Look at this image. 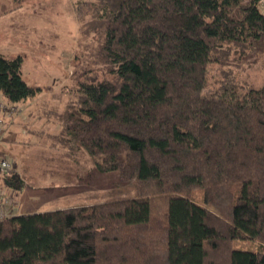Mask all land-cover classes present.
<instances>
[{"label":"trees","instance_id":"1","mask_svg":"<svg viewBox=\"0 0 264 264\" xmlns=\"http://www.w3.org/2000/svg\"><path fill=\"white\" fill-rule=\"evenodd\" d=\"M260 2L79 3L89 50L75 58L56 139L127 195L0 219V264H264V85L243 86L225 67L264 45ZM43 88L25 78L22 54L0 52L4 99ZM1 182L22 188L16 169L0 170Z\"/></svg>","mask_w":264,"mask_h":264},{"label":"rangeland","instance_id":"2","mask_svg":"<svg viewBox=\"0 0 264 264\" xmlns=\"http://www.w3.org/2000/svg\"><path fill=\"white\" fill-rule=\"evenodd\" d=\"M81 1L85 0H0L4 12L0 13V52L22 54L25 78L44 87L38 95L14 104L0 94L4 121L0 149L22 182L18 191L0 183V190L12 197L14 214L99 202L117 190L127 195L118 188L116 176L99 173L86 152H71L56 139L62 129L59 114L76 91L75 58L89 50L90 38L82 39L77 10ZM257 48L259 53L243 61L231 58L225 65L234 68L243 86L264 85V45ZM221 70L217 65L210 68L206 92L216 85ZM191 196L202 202L203 190L195 189ZM259 246L260 241L253 239L233 241L240 250L256 251Z\"/></svg>","mask_w":264,"mask_h":264},{"label":"built area","instance_id":"3","mask_svg":"<svg viewBox=\"0 0 264 264\" xmlns=\"http://www.w3.org/2000/svg\"><path fill=\"white\" fill-rule=\"evenodd\" d=\"M260 9L262 12H264V0H261ZM3 118L0 117V131L3 125ZM13 169V163L11 159L7 156L1 153L0 149V170L5 173L9 172ZM13 200L12 197L7 195L4 190H0V219H3L13 213Z\"/></svg>","mask_w":264,"mask_h":264},{"label":"water","instance_id":"4","mask_svg":"<svg viewBox=\"0 0 264 264\" xmlns=\"http://www.w3.org/2000/svg\"><path fill=\"white\" fill-rule=\"evenodd\" d=\"M17 181H18V180H17V178H16V175L13 174V175H12V180H11V181H8V182H10L13 186H16V185L18 184Z\"/></svg>","mask_w":264,"mask_h":264}]
</instances>
